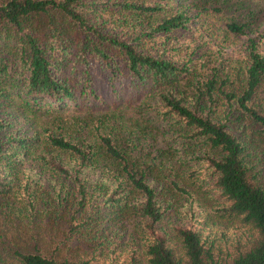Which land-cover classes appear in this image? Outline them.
<instances>
[{"label":"trees","instance_id":"obj_1","mask_svg":"<svg viewBox=\"0 0 264 264\" xmlns=\"http://www.w3.org/2000/svg\"><path fill=\"white\" fill-rule=\"evenodd\" d=\"M194 17L175 0H0V264H264L262 39L203 74ZM127 111L167 145L122 132Z\"/></svg>","mask_w":264,"mask_h":264},{"label":"rangeland","instance_id":"obj_2","mask_svg":"<svg viewBox=\"0 0 264 264\" xmlns=\"http://www.w3.org/2000/svg\"><path fill=\"white\" fill-rule=\"evenodd\" d=\"M175 2L187 5L188 10L195 15L192 25L198 46L194 62L203 74L213 65H220L230 72L235 71L244 61L245 42L248 37L259 35L262 39L260 49L264 51V0H175ZM230 21L245 25L246 33L237 35L228 31L226 25ZM183 40L189 41V38ZM84 114L85 112L82 116ZM63 115L71 120L74 113L65 112ZM135 119H138V116L132 111H127L123 118L118 119V125H122V132L137 135L145 149L154 155L157 154V149L167 145L163 135L156 130L152 131L151 126L138 125L134 122ZM50 121L52 117L46 116L34 119L32 123L38 128L39 125ZM20 125H23L24 129L29 126L24 123ZM221 225L226 235L234 232L235 227L232 223L224 221ZM120 232L122 233V230Z\"/></svg>","mask_w":264,"mask_h":264}]
</instances>
